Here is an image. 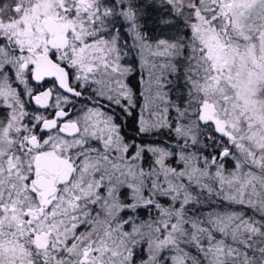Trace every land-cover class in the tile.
<instances>
[{
  "label": "snow or ice",
  "instance_id": "snow-or-ice-1",
  "mask_svg": "<svg viewBox=\"0 0 264 264\" xmlns=\"http://www.w3.org/2000/svg\"><path fill=\"white\" fill-rule=\"evenodd\" d=\"M0 264H264V0H0Z\"/></svg>",
  "mask_w": 264,
  "mask_h": 264
},
{
  "label": "trees",
  "instance_id": "trees-1",
  "mask_svg": "<svg viewBox=\"0 0 264 264\" xmlns=\"http://www.w3.org/2000/svg\"><path fill=\"white\" fill-rule=\"evenodd\" d=\"M138 79H139V77H138V75H134L133 76V79H132V83L133 84H136V82L138 81ZM77 108H79V105H77ZM131 122H129V124H130ZM126 131L128 132V134L129 135H131L132 134V129H131V127H126Z\"/></svg>",
  "mask_w": 264,
  "mask_h": 264
}]
</instances>
